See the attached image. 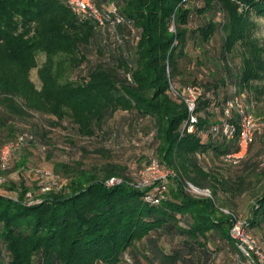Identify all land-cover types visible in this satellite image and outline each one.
<instances>
[{
    "label": "trees",
    "instance_id": "obj_1",
    "mask_svg": "<svg viewBox=\"0 0 264 264\" xmlns=\"http://www.w3.org/2000/svg\"><path fill=\"white\" fill-rule=\"evenodd\" d=\"M188 1L96 0L104 17V26H99L75 14L65 0H0V49L10 61L69 41L76 46L95 43L109 59L88 74L86 85L48 80L37 98L0 76L5 121L39 114L56 118L50 124L61 126L67 115L80 134L84 128L93 136L123 111L149 121L158 141V160L170 169L183 172L189 163L202 173L205 168L196 154L212 152L264 179V166L257 169V164L246 161L257 141L264 145V127L236 162L227 156L239 152L237 131L232 139L223 133L225 122L236 130L239 123L235 109L225 114L227 105L239 97L246 106L243 90L264 77V62L250 40L251 15L264 17V0H193L194 7L187 8ZM111 3L115 14L107 13ZM205 13H211L207 22L202 18ZM218 15L220 22L215 21ZM33 24L37 34L25 38ZM43 26L48 27L46 32ZM20 28L24 30L17 33ZM216 35L220 45L213 51L210 45ZM189 44L197 52L191 54ZM233 57L240 63L235 64ZM189 66L194 72L187 71ZM190 88L200 92L192 112L186 103ZM20 138L24 145L34 140L33 134L20 132L13 141ZM116 176L126 180L106 186L105 180ZM134 178L112 168L102 180L80 171L70 178L67 192L61 186L29 206L0 194V264H214L218 254L236 253L229 234L231 217L219 213L213 199L195 198L178 180L172 188L165 183L164 199L155 203L152 188L136 187ZM238 178L243 186L244 179ZM220 185L232 188L229 180ZM210 187L216 195L218 189ZM251 212L253 217L244 220L253 235L252 228L264 220V184L253 197Z\"/></svg>",
    "mask_w": 264,
    "mask_h": 264
},
{
    "label": "rangeland",
    "instance_id": "obj_2",
    "mask_svg": "<svg viewBox=\"0 0 264 264\" xmlns=\"http://www.w3.org/2000/svg\"><path fill=\"white\" fill-rule=\"evenodd\" d=\"M186 7L193 8L194 1L189 0ZM202 18L205 22L209 21L211 13L203 14ZM251 20L254 23V28L250 32V40L259 51L260 59L264 62V17L253 13ZM215 21L220 22L221 17L218 15ZM27 28L28 33L25 38L37 34L36 28L38 27L36 24ZM47 29V26H43L44 32ZM23 30L20 28L17 33ZM71 33L73 34L72 30ZM219 45L220 37L216 35L210 48L213 51H218ZM187 48L191 54L197 52L193 51L190 44ZM233 54L236 55V52L234 51ZM27 56L23 55L19 59L12 58L10 61L4 57L3 49H0V76H7L12 82L31 91L34 94L33 98L39 97L48 80L55 81L57 85H86L89 82L88 74L96 69V66L103 65L109 60L104 51L98 50L95 43H90L87 46H76L73 41L63 45H54L50 50L36 49L32 52L31 58L27 59ZM22 59L24 60L21 63L14 61ZM233 59L235 64L240 63L238 57H233ZM113 65L114 67L117 66L115 62ZM188 68L187 71L194 72L191 66ZM117 69L121 70L120 68ZM243 91L246 106L256 123L264 122V77L261 80L251 81L249 88ZM64 111H67L66 107ZM5 116L4 111L0 109V149L12 142L15 135L20 132L34 136L33 142L15 150L8 165L5 168H0V194L11 200L21 201L22 204L29 206L34 202L39 203L47 199L49 194L56 192L57 189L48 193L40 191V172L43 171L50 172L56 177L61 186L64 187L65 192H67L66 186H68L70 178L76 173L88 172L102 180L109 168L124 176L136 175L133 180L137 186V183L142 181L141 173L149 165L152 158H156L161 170L174 172V175L167 177L165 181L169 183L167 185L169 188L175 186V181L182 180L186 184V191L197 199L207 197L201 193H192L190 186L201 191L209 190L211 199H213L219 213L229 211L242 218L250 219L253 217L251 203L253 197L261 191L264 184L263 178H257L249 170L244 172L242 165H230L229 161L224 162L217 159L212 152L196 154L197 158L202 160L205 168L202 173L189 163H185L183 172L180 168L172 167L170 169L158 160V141L154 139V130L147 120H136L133 116L118 111L106 121L102 129H98L93 136H87L88 133L84 128L81 129L82 134L78 132V126L73 124L67 115H65L61 126L50 124L56 120L52 116L35 114L24 118V120L14 118L11 121H5ZM4 121L5 123H3ZM9 127L14 132L10 133ZM35 132H37L36 135ZM42 132L43 137L41 136ZM187 132L191 133L192 131L188 129ZM261 136L264 137V134ZM201 138L203 141L206 140L205 137ZM246 161L252 165L257 164V169L264 166V145L260 141L255 143L253 151ZM63 165L65 167H62ZM238 177L244 179L243 186L242 179ZM116 178L126 180L122 176H116ZM189 178L199 182L203 187L198 188ZM108 180H105V183ZM225 180L232 183L231 190H225V187L220 185ZM209 185H215L218 189L216 195L212 193L213 189ZM151 186L153 184L147 188H151ZM167 186L164 188L167 189ZM227 187L226 189H228ZM24 190L22 200H18V195ZM28 193L31 194L30 197H27ZM252 233L264 253V220L259 226L252 228ZM235 256L236 253L218 254L214 264H234Z\"/></svg>",
    "mask_w": 264,
    "mask_h": 264
},
{
    "label": "built area",
    "instance_id": "obj_3",
    "mask_svg": "<svg viewBox=\"0 0 264 264\" xmlns=\"http://www.w3.org/2000/svg\"><path fill=\"white\" fill-rule=\"evenodd\" d=\"M68 6L72 11L81 16L82 18H89L94 20L99 26H104V17L102 12L96 5V0H65ZM116 7L113 3L108 5L107 13H116ZM117 23L120 20L116 21ZM200 95V92L197 88H190L186 91V103L188 105L189 112H192L195 107V102ZM241 98L245 100L244 95H241ZM244 103V102H243ZM239 97L234 98L227 105L225 114L229 116L230 109H235L239 115V123L236 130V127L231 123L223 124V133L228 139H232L237 131V144L239 146V152L237 154L227 156L228 160H233V162L242 159L247 151L248 145L251 142L254 134L259 133L264 127V122L258 124L254 120L251 112L244 106ZM191 122H195V118H190ZM192 131V128H188ZM24 143L22 139H17L13 142H10L8 145L0 149V168H5L8 165V162L13 154V152L23 146ZM174 175L172 170H161L159 162L156 158H152L149 165L141 173V183L138 182V188H147L150 184L155 198L154 202L159 203L164 199V184L166 183V178ZM41 178V188L42 193H48L61 188V183L56 177H54L50 172L43 171L40 172ZM122 180L117 178H110L105 184L106 186H114L121 183ZM157 181V182H156ZM1 183V179H0ZM192 193H201L207 198H211V192L209 190H199L189 187ZM31 194H27V197H30ZM35 203V202H34ZM226 215L231 217V226H230V237L234 241L236 248L235 264H264V253L259 245L258 240L247 230V223L244 218L237 216L229 211L223 212ZM121 264H130V263H121Z\"/></svg>",
    "mask_w": 264,
    "mask_h": 264
}]
</instances>
